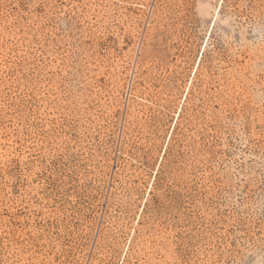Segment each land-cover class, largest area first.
<instances>
[{
	"label": "rangeland",
	"instance_id": "rangeland-1",
	"mask_svg": "<svg viewBox=\"0 0 264 264\" xmlns=\"http://www.w3.org/2000/svg\"><path fill=\"white\" fill-rule=\"evenodd\" d=\"M0 264H264V0H0Z\"/></svg>",
	"mask_w": 264,
	"mask_h": 264
}]
</instances>
